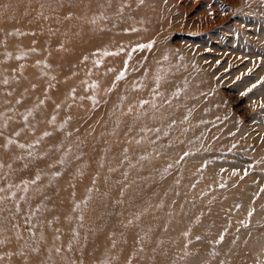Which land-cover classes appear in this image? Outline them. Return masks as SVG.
Instances as JSON below:
<instances>
[{"label":"bare ground","instance_id":"bare-ground-1","mask_svg":"<svg viewBox=\"0 0 264 264\" xmlns=\"http://www.w3.org/2000/svg\"><path fill=\"white\" fill-rule=\"evenodd\" d=\"M42 3L52 4L50 25L59 27L45 42L65 40L57 47L61 56L52 59L60 65L62 81L52 99L61 103L52 109L48 99L26 90L23 76L15 75L19 59L11 60L12 74H6L7 66L0 65V135L4 137L9 129L4 137L8 141L17 127L24 136L32 137L21 160H9L15 154L5 150L3 162L9 160L12 170L6 186L10 192H1L5 186L1 177L10 168L0 167V264H27L26 258H31L28 264H252L264 252V231L249 236L246 227L229 233L228 225L245 218L232 209L247 205L243 192L251 186L244 181L235 183L234 194L227 195L230 182L221 181L214 167L203 168L198 161L191 167L182 162L172 174L166 170L165 164L177 155L171 148L165 151L166 147L177 141L187 148L195 146L192 141L211 110L208 103L201 104L186 119L184 130L178 126L182 110L176 109L177 103L165 104L174 79L184 84L181 91L179 86L180 96H189L198 76L189 72L188 80L176 77L186 64L181 60L182 66L176 62V70L171 65L160 71L147 68L144 74L136 72L133 80L128 67L125 78L113 84L116 72L128 65L126 42L130 37L123 31L147 25L144 12L135 8L139 0H0V64L10 51L6 45L15 44L17 36L4 37L20 34L19 27L27 21L37 23L33 35H41L48 26V5ZM133 15L139 18L133 19ZM128 18L133 21L127 23ZM14 20L17 27L11 24ZM24 35L26 40L32 39L30 34ZM27 50L28 58L36 56L35 49ZM26 69L28 75L32 67ZM161 72L168 74L163 77ZM98 103L102 107L95 110L93 104ZM35 107L41 113L50 109L43 118H33ZM89 109L97 126L89 130L88 138L89 121L81 115ZM54 112L60 114L57 122L52 121ZM72 114L78 117L73 120ZM41 121L49 129L59 123L77 130L56 141L47 156L33 147ZM30 125L33 128L27 131ZM192 171L204 180L196 190L191 186ZM152 178L160 180L159 184L146 186L142 192L146 200L134 202L133 194ZM214 194L225 212L218 225L217 218L204 210V201ZM123 213L129 215L122 219ZM16 219L32 227L25 239ZM254 220V215L249 218ZM220 236L224 239L217 242ZM142 253L147 254L144 259Z\"/></svg>","mask_w":264,"mask_h":264},{"label":"rangeland","instance_id":"rangeland-1","mask_svg":"<svg viewBox=\"0 0 264 264\" xmlns=\"http://www.w3.org/2000/svg\"><path fill=\"white\" fill-rule=\"evenodd\" d=\"M139 2L140 4L138 3L139 5H136L135 8L144 12L142 17H145L144 21L147 22V25L136 27L133 29L134 31H123V34L127 35L126 37H130V41L126 42L129 44L126 57L128 65L126 69L116 72L113 84L116 85L125 78L128 67L130 71L127 73L131 74L130 80H133L136 72L144 74L147 68L155 67L160 71L161 67L167 68L171 65V68L176 70L177 61L179 63L182 60L186 63L183 70L179 69L175 76L180 77L181 75L180 79L188 80L189 72H193L195 77L198 76L192 83L194 89L191 90L189 96H180L179 92L183 89L184 84L179 85L180 82L173 78L175 86L165 104L177 103L176 109L182 110L178 126H183L184 130L186 119L191 117L201 104L208 103L211 110L206 116L205 125L198 128L196 138L192 141L195 146L187 148L183 142L177 141L166 147L165 151H170L171 148L172 154L177 152V155L174 154V159L165 164L167 173L172 174V170L181 167L182 162L183 165L191 167L198 161L201 162V165L204 164L203 168L214 167L215 174L221 181L230 182L231 190L228 188L230 191L227 195L234 194L235 190L232 188L235 183L244 181L246 186L250 185V189L243 192L247 205L244 207L239 205L232 209L234 214L241 213L245 218H242L237 224L228 222L229 233H236L240 228L248 227L245 230L249 236L257 235L262 230L264 231V0H139ZM46 5H48V10L45 14V21L48 26L45 27L42 34L33 35L37 23L27 21L19 27L22 31L20 34L4 37V40H7L17 36L15 44L6 45L10 51H8L6 59L2 58L4 64L0 65L7 66L6 74L7 72L12 74L11 62L19 59V66L16 68V73H13L22 75V79H25L22 85L26 87V90L31 91L37 98L48 99L49 104L54 105L52 106L54 109L56 104H60L61 101L57 98L53 103L52 96L62 81L58 77L60 65L54 64L52 59L61 56L60 52L57 53V47L62 45L65 40H60L59 43L45 42L44 38L48 39V34L59 30V27L50 25L53 16L52 4H41V6ZM56 6L59 11L58 4ZM2 17L0 16V21L3 19ZM134 18L139 17L133 15ZM133 19L128 18L127 23H131ZM122 21L125 22V20ZM16 22L14 20L11 24L17 27ZM25 33L30 34L32 39L26 40L28 36H22ZM17 45H19V51ZM27 47L35 49L36 56L28 58ZM13 53L16 54L13 55ZM41 60L43 63L40 67ZM179 65L182 66L180 63ZM30 66L32 67L31 72L26 75V68L29 69ZM155 73L159 76V72ZM161 74L165 77L168 73L161 72ZM46 75H50V77L46 78ZM45 82L51 88L50 86L48 88ZM7 84L14 85V83L9 84L8 82ZM10 91L13 90L10 88ZM28 107L31 109L34 106ZM93 107L97 110L101 109L102 105L100 103L93 104ZM93 107L91 106L90 109ZM49 109L41 113L35 107L32 116L38 118L41 115L43 118L48 114ZM90 109L81 115V117H85L86 121H89V125L85 129L88 138L91 134L89 130L97 126L91 120L93 110ZM58 113H53L52 121H58L60 115ZM1 116L4 117L3 114ZM71 116L74 120L78 114ZM9 117L10 114L5 115L6 126H8ZM56 125L55 127L50 126L49 129L41 121L40 125L36 126L38 130L35 132L38 136L33 147L44 150L47 156L51 154L50 147L56 141L62 140L66 137L65 135L70 136L77 130L73 126L65 127L59 123ZM19 128L22 127L19 126ZM29 128H33V126H28L26 130L28 131ZM45 133L49 135H45ZM8 134L9 129L4 137ZM4 137L0 135V167L4 165L10 169H5L1 177V183L5 184L1 192L7 189L6 186L9 184L7 179L12 177L8 161L21 160L26 149L30 147L29 141L32 140L31 136H24L17 127L12 132L10 140L5 141ZM24 146H27L26 149ZM54 149L58 152V147ZM5 150L15 154L13 158L6 159V163L3 162ZM42 159L45 161L46 158L42 156ZM195 173L190 180L194 190L204 184L201 175ZM33 174L35 173L32 170ZM159 181L157 178L149 179L146 185L133 194V201L144 202L146 193H142L143 190L150 185L157 186ZM6 192H10V190L8 189ZM218 198L214 194L204 201L205 213L216 217L217 225L225 215L224 210L219 207ZM128 215L123 213L120 216L123 219ZM253 215L255 220L251 222L249 218ZM219 218L221 219L217 221ZM16 224L21 231V236L25 239V233L32 230V227L17 219ZM206 229L208 230V227ZM28 240L29 237L26 235V241ZM146 256L147 254L142 253L141 258L144 259ZM244 261H247V258ZM29 262H31V258H26L24 263L28 264ZM38 263L39 261H36V264ZM252 264H264V252L257 254L252 260Z\"/></svg>","mask_w":264,"mask_h":264},{"label":"snow or ice","instance_id":"snow-or-ice-1","mask_svg":"<svg viewBox=\"0 0 264 264\" xmlns=\"http://www.w3.org/2000/svg\"><path fill=\"white\" fill-rule=\"evenodd\" d=\"M45 135H49L48 133H45ZM21 147H23V145H21ZM249 215H251V213H249ZM197 239H200V237H197ZM223 240V236H220L219 241L217 242H221Z\"/></svg>","mask_w":264,"mask_h":264}]
</instances>
